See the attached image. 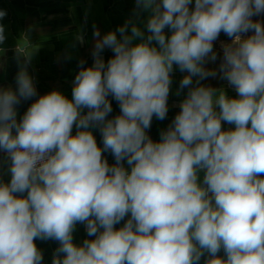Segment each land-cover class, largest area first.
<instances>
[{
	"label": "clouds",
	"instance_id": "9594fccd",
	"mask_svg": "<svg viewBox=\"0 0 264 264\" xmlns=\"http://www.w3.org/2000/svg\"><path fill=\"white\" fill-rule=\"evenodd\" d=\"M191 5L135 0L122 25L95 30L71 99L53 89L18 119L16 106L37 97L27 67L15 89L0 88V264H44L37 239L58 242L51 264H200L205 254L204 264H264V22L253 19L264 0ZM221 33L231 42L218 56ZM174 66L186 73L176 95L187 93L154 141L147 130L167 118ZM210 77L237 96L201 83ZM78 223L94 238L74 243Z\"/></svg>",
	"mask_w": 264,
	"mask_h": 264
},
{
	"label": "crops",
	"instance_id": "0c3cea01",
	"mask_svg": "<svg viewBox=\"0 0 264 264\" xmlns=\"http://www.w3.org/2000/svg\"><path fill=\"white\" fill-rule=\"evenodd\" d=\"M190 7H194V0ZM134 8L135 0H0V10L6 13L3 19H0V24L5 29V40L0 43V88L15 89V76L22 66L27 67L37 88V97L21 101L16 106L17 118L22 117L39 95L53 89L61 91L71 99L72 82L79 71V62L85 61V67L93 64L91 55L95 42L93 32L99 30L102 36L115 30L132 17ZM147 16L148 13H142L139 20H146ZM140 26L143 28V23ZM165 31L170 35L168 29ZM229 41V38L221 33L219 39L214 42V50L218 56H222V43H229ZM112 55L110 49H105L102 53L105 62ZM219 63L220 60L217 59L215 63H207L206 67L218 68ZM185 74L174 66L167 118L160 121L154 117L151 128L147 130L148 135L154 141L160 139V132L167 129L179 111L178 105L184 99L187 89H184L179 96L176 92ZM201 83L214 88H223L229 97L237 96L234 88L219 77H210ZM109 99L112 112L108 118H112L119 114L120 109L116 100L111 96ZM222 127L227 130L234 125L223 124ZM75 131L74 127L73 134ZM92 131L97 144L102 147V136L99 129H92ZM103 155L110 165L115 163L110 152H105ZM203 175V172L199 173L201 182ZM8 180V161L5 154L0 153V181L7 182ZM126 220L127 217L115 227H121ZM86 238L93 239L94 237H87L85 225L78 223L73 232L74 243L82 244ZM35 243L43 253L44 264H51L58 242L37 239ZM219 255L224 256L223 250ZM206 259L207 254L201 258L200 264H204Z\"/></svg>",
	"mask_w": 264,
	"mask_h": 264
},
{
	"label": "flooded vegetation",
	"instance_id": "af4514ba",
	"mask_svg": "<svg viewBox=\"0 0 264 264\" xmlns=\"http://www.w3.org/2000/svg\"><path fill=\"white\" fill-rule=\"evenodd\" d=\"M253 19H264V17L263 16H260V18L259 17H253Z\"/></svg>",
	"mask_w": 264,
	"mask_h": 264
},
{
	"label": "rangeland",
	"instance_id": "374dc122",
	"mask_svg": "<svg viewBox=\"0 0 264 264\" xmlns=\"http://www.w3.org/2000/svg\"><path fill=\"white\" fill-rule=\"evenodd\" d=\"M264 17V16H263ZM260 20H262V19H260ZM262 22H264V19L262 20ZM251 33H249L248 35H250ZM231 41H229V43H230Z\"/></svg>",
	"mask_w": 264,
	"mask_h": 264
}]
</instances>
